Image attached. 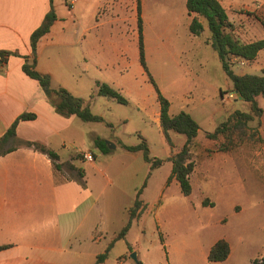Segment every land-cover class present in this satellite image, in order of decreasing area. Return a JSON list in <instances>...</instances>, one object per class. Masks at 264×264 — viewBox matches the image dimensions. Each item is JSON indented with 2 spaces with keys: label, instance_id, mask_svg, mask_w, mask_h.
Returning <instances> with one entry per match:
<instances>
[{
  "label": "rangeland",
  "instance_id": "rangeland-1",
  "mask_svg": "<svg viewBox=\"0 0 264 264\" xmlns=\"http://www.w3.org/2000/svg\"><path fill=\"white\" fill-rule=\"evenodd\" d=\"M235 1L242 11H253L249 18L230 15L232 24L240 30L239 35L247 40L262 39L264 0ZM55 2L59 20L51 28V45L46 52L59 55L65 78L72 85L69 88L74 91L78 88L76 94L86 101L91 113L104 120L92 123L80 120L84 130H95L100 138H105L103 141L109 147L105 158L100 149L94 147L99 160L107 159L105 163L108 166L113 158L115 163H119L122 159L121 146L110 149L111 145L116 147L114 142H119L125 145L145 144L149 157L162 162V165L151 169V164L147 165L142 159L141 174L133 181L137 191L141 192L139 198L147 201L150 207L155 205L152 213L146 212L143 223L132 229L129 235L142 260L148 264H250L253 257L259 258L264 252V140L260 134L261 117L256 116L247 123L240 118L242 123L238 126H234L236 120L232 119L230 130L220 134L222 139L208 138V134L214 133L225 122L228 110L233 115L236 111L248 113L250 110L248 104L237 100L233 84L212 46L206 19L199 17L203 31L194 35L189 29L194 16L189 18L185 3L180 0H145L144 43L149 72L161 95L170 103L169 113L173 116L186 111L200 127L188 160L195 163L191 174L194 175L192 182L195 190L191 197H185L178 188L169 185V176L173 168L171 159L181 152L187 138L173 132L168 141L151 113V107L157 104L158 99L140 64L137 15L128 12V21L118 25L121 29L125 28V36L118 35L119 39L116 37V41H112L122 46L119 52L111 49L115 74L95 70L90 60V49V68L86 72L75 61H84L86 53L83 46L87 43L92 47L94 35L102 34L107 26L94 29L99 17L92 8L91 0H78L72 6L62 0ZM256 28L261 29V33H254ZM82 29L89 31L82 33ZM113 29L116 30V26ZM231 68L238 75L250 71L247 64H232ZM123 70H127V74L141 84L137 92L132 91V95L146 99L149 110H141L134 102L124 105L97 95L98 83L106 81L112 86L113 82L119 81ZM122 96L125 97L124 94ZM259 106L264 109L263 98ZM72 138L76 142L74 147L78 146L80 150L90 144L87 135L84 137L82 132L78 131ZM67 149L64 151L66 154L75 150L70 143H67ZM79 157L83 159L82 155ZM140 164L137 163V166ZM122 166L119 172L107 171L104 178L98 172L90 173V186L94 187L96 183V187L105 189L103 199L110 201L116 195L132 197L134 188L130 187L128 194V183L119 176ZM184 199H189V207ZM161 205L163 207L156 218L154 212ZM115 210L114 218L109 220L113 229L122 216V210ZM225 235L233 248V257L226 262H210L206 248ZM122 247V244L117 245L111 251L112 263H116L123 254ZM131 254L124 257L128 262H134Z\"/></svg>",
  "mask_w": 264,
  "mask_h": 264
},
{
  "label": "crops",
  "instance_id": "crops-1",
  "mask_svg": "<svg viewBox=\"0 0 264 264\" xmlns=\"http://www.w3.org/2000/svg\"><path fill=\"white\" fill-rule=\"evenodd\" d=\"M55 1L0 0V52L11 53L9 56L0 58V139L20 115L34 113L37 116L35 120L22 121L18 124L17 139L40 143L58 155V160L54 162L47 154L21 145L15 151L0 157V247H8L0 252V264H87L88 260H90V264H97V256L106 252L107 258L101 264H135L124 258L125 255L130 256L134 251L137 252L138 261L148 264L142 260L140 252L135 248L134 242L129 239V235L132 229L143 223L146 212L152 213L155 205L150 207L147 201L139 198L141 201L139 216L131 221L130 229L125 237L119 238L122 229L130 222V210L137 200L139 192L135 187L136 184L133 185V181H136L141 174L140 161L144 159L142 151H128L125 146L138 144L125 145L114 142L115 149L121 146L119 148L122 159L119 163L125 166L115 163V158L110 159V166L105 163L107 159L100 161L94 152V147L97 148L95 140H105V138H100L95 130H84V125H82L92 122H83L75 115L64 117L58 114L39 82L23 71L25 58L32 55L31 35L43 24L52 6L57 16L55 22L57 23L59 20ZM62 1L66 4L65 0ZM180 1L186 6L187 0ZM218 1L229 14L230 23H232L230 15L234 18H249L253 12L242 11L243 9L238 8L239 5L235 0ZM91 5L99 17L96 25L93 26L94 29L107 26V30L102 34L94 35L92 47L87 43L83 46L86 53L83 58L84 61L76 60L75 64L88 72L90 49V60L95 70L99 73L109 71L115 74L116 67L112 61L111 49H114L113 52L121 50L120 47L122 46L113 42L116 41V37L119 39L118 35L125 36L126 32L125 28L121 29L118 25L128 21V12L130 14L135 13L138 21V2L137 0H91ZM141 5L142 17L144 18L145 0H141ZM245 8L250 10L248 7ZM114 26L117 29L112 31ZM234 29L235 33L240 36L239 28L234 26ZM88 31V29H82V33ZM257 32L261 33V29L256 28L254 33ZM50 36L51 29L37 45V70L42 74L51 76L53 88H64L73 96L80 98L76 94L78 88L75 91L69 88L71 84L69 79L65 78V71L62 61L58 58L59 55L46 52L48 46L51 45L49 43L51 41L49 40ZM240 37L247 43L262 40L264 39V29L262 39L254 41ZM246 64L250 67L248 75H264V49L259 52L252 64ZM127 73V70L121 71L119 81L113 82L111 87L115 88L121 95L124 94L129 104L134 102L140 106L141 110H149L150 106L146 99L141 98L140 95H138L140 98L132 95V91L137 92L141 84ZM262 98V96L257 97L259 105ZM158 102L155 106L152 105L151 113L161 125V106ZM231 114L228 110L227 118ZM80 120L83 123H80ZM78 131L82 132L84 137L87 135L90 141L88 148L80 150L78 146L74 147L76 142L72 137L77 135ZM260 134L264 140V109L261 116ZM110 142L109 144H111ZM67 143H70L75 149L72 154L64 153L68 150ZM253 146L251 145V147ZM85 153L93 154L95 161H86L84 159ZM101 154L103 157L105 156L103 153ZM81 155L83 156L82 160L79 157ZM251 159H254V151L251 152ZM137 163L140 165L137 166ZM149 164L147 163V165ZM120 166L122 169L119 176L123 178L124 182L127 181L126 191L128 194L130 189L134 188L132 197L121 198L116 195L110 201L103 199L106 191L96 187V183L93 184L94 187L90 186V173L98 172L104 178L107 171L119 172ZM79 171L84 172L82 180H84L85 187L80 184ZM193 176H190L191 195L195 190L192 182ZM169 182V185H174L184 195L176 178H172ZM191 195L184 196L191 197ZM184 200L189 207V199ZM160 201L161 199L158 201V205H160ZM202 201L204 200L202 199ZM162 207L163 205L158 208V211L157 209L156 212L153 211L156 218ZM115 208L122 210V216L118 220V226L113 229L109 226V220L114 218ZM143 233L144 230L141 235ZM159 233L162 234L160 230ZM227 237L225 235L218 238L208 246L206 248L208 255L219 240L225 239L229 242L231 249L228 257L230 260L234 253ZM162 238H164L163 235ZM121 244L124 246L122 247L124 252L119 256L116 263H112L111 251L115 246H121ZM263 255L264 252L259 258ZM255 258L258 257H253L250 264Z\"/></svg>",
  "mask_w": 264,
  "mask_h": 264
},
{
  "label": "trees",
  "instance_id": "trees-1",
  "mask_svg": "<svg viewBox=\"0 0 264 264\" xmlns=\"http://www.w3.org/2000/svg\"><path fill=\"white\" fill-rule=\"evenodd\" d=\"M138 2V46L140 63L149 77L150 83L153 85L156 93L158 94V100L161 106L160 119L163 133L168 141H170V132L179 133L185 135L187 140L181 152L171 159L173 168L171 177L176 178L180 184L181 191L185 196H189L192 193V185L190 182V176L194 171L195 163L189 162L190 148L193 140L197 137L200 127L193 117L186 111H181L175 116H171L169 113L170 103L165 99L156 84V81L149 72L146 60V51L144 43V20L142 17V5L141 0ZM186 9L189 16H194L189 26L190 32L194 35H200L203 31L202 22L199 17L206 19L209 31L212 35V46L218 53L224 72L233 84V90L240 95L242 102H245L249 106V112L236 111L235 114L229 115L227 120L222 123L217 130L208 134L209 139L217 140L220 134H226L230 130L229 124L232 119L236 120L234 126L242 123L240 118H244V121L249 122L253 118L261 117L263 110L260 108L257 97L262 96L264 98V75H238L232 70V64L230 63V57L235 56L244 60L248 64H252L259 52L264 49V39L247 43L241 39L235 33L234 25L230 23L226 9L221 5L218 0H187ZM57 16L52 6L51 11L45 17L43 24L36 29L31 35V48L32 55L25 58V64L23 71L39 82L41 88L46 94L48 100L54 106L56 112L64 117L77 116L83 122H103V118L93 115L90 111L89 105L81 98L73 96L69 91L64 88H53L52 79L50 75L42 74L37 70V45L39 41L46 34L50 32V29ZM11 53L0 52V58L9 56ZM97 95L107 98H112L120 104L128 105L129 101L123 97L118 91L113 89L106 83L97 84ZM223 95V92H222ZM239 100V98L237 99ZM34 113H24L20 115L0 139V157L15 151L18 146H26L34 148L35 150L47 154L54 162L58 160V155L49 150L46 146L36 142H25L17 139V127L22 121H32L36 119ZM95 145L103 154H107L109 151L108 145L105 141L96 139ZM128 151L136 152L143 151L144 159L147 163L151 164V169L162 165L161 161H153L149 157V151L145 144L138 146H125ZM80 184L85 187L84 172L79 171ZM141 192L139 191L137 200L134 207L130 210V222L122 229L119 234V238L125 237L131 226V221L138 217V211L141 206L139 200ZM163 239V238H162ZM163 241V240H162ZM8 248L7 246H1L0 252ZM230 245L225 239L219 240L210 250L208 260L210 262H223L228 259L230 255ZM107 258V252L97 256V264L103 263ZM137 264H144L139 261ZM252 264H264V255L255 259Z\"/></svg>",
  "mask_w": 264,
  "mask_h": 264
},
{
  "label": "built area",
  "instance_id": "built-area-1",
  "mask_svg": "<svg viewBox=\"0 0 264 264\" xmlns=\"http://www.w3.org/2000/svg\"><path fill=\"white\" fill-rule=\"evenodd\" d=\"M65 2H66L67 5L72 6V5H74L77 2V0H65ZM230 63L231 64H239L241 66H245V64H246V62L244 60H242L240 58H237L235 56H231L230 57ZM84 159L86 161H89V162H94L95 161V157L91 153H85L84 154Z\"/></svg>",
  "mask_w": 264,
  "mask_h": 264
},
{
  "label": "water",
  "instance_id": "water-1",
  "mask_svg": "<svg viewBox=\"0 0 264 264\" xmlns=\"http://www.w3.org/2000/svg\"><path fill=\"white\" fill-rule=\"evenodd\" d=\"M236 94H237L239 100H241L240 95H238L237 92H236ZM108 144H109V143H108ZM114 148H115L114 145H111V146H110V149H114ZM131 258L133 259V261H134L135 264H137V263L139 262V261H138V255H137V252H133V253L131 254Z\"/></svg>",
  "mask_w": 264,
  "mask_h": 264
}]
</instances>
